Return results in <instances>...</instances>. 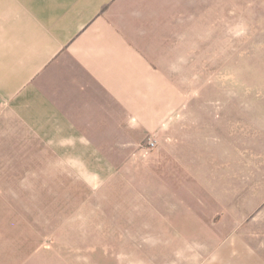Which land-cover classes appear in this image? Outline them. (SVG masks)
<instances>
[{
	"label": "rangeland",
	"instance_id": "1",
	"mask_svg": "<svg viewBox=\"0 0 264 264\" xmlns=\"http://www.w3.org/2000/svg\"><path fill=\"white\" fill-rule=\"evenodd\" d=\"M211 8L179 105L115 164L0 181V264H264V0Z\"/></svg>",
	"mask_w": 264,
	"mask_h": 264
},
{
	"label": "crops",
	"instance_id": "2",
	"mask_svg": "<svg viewBox=\"0 0 264 264\" xmlns=\"http://www.w3.org/2000/svg\"><path fill=\"white\" fill-rule=\"evenodd\" d=\"M226 3L0 0V181H51L53 166L83 180V166L115 164L179 105L180 32Z\"/></svg>",
	"mask_w": 264,
	"mask_h": 264
},
{
	"label": "built area",
	"instance_id": "3",
	"mask_svg": "<svg viewBox=\"0 0 264 264\" xmlns=\"http://www.w3.org/2000/svg\"><path fill=\"white\" fill-rule=\"evenodd\" d=\"M155 147H156V143L154 141H149L146 149L151 150L154 149Z\"/></svg>",
	"mask_w": 264,
	"mask_h": 264
}]
</instances>
